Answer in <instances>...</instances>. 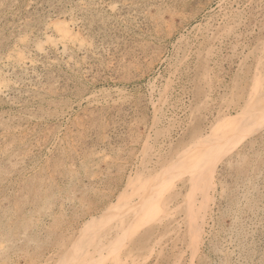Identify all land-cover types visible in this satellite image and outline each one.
Wrapping results in <instances>:
<instances>
[{"label":"rangeland","instance_id":"obj_1","mask_svg":"<svg viewBox=\"0 0 264 264\" xmlns=\"http://www.w3.org/2000/svg\"><path fill=\"white\" fill-rule=\"evenodd\" d=\"M263 48L264 0H0V264H41L151 143L166 156L210 115L235 116ZM262 130L219 166L195 264H264Z\"/></svg>","mask_w":264,"mask_h":264},{"label":"bare ground","instance_id":"obj_2","mask_svg":"<svg viewBox=\"0 0 264 264\" xmlns=\"http://www.w3.org/2000/svg\"><path fill=\"white\" fill-rule=\"evenodd\" d=\"M65 31L70 33L68 29H65ZM206 34L207 33L204 35ZM60 35H63V33L61 34L59 31V41H64V35L62 37ZM44 36H46V34ZM218 37L219 34H214V37L212 34L213 39L218 40ZM200 55L202 54L200 53ZM260 59L255 58L250 84L246 91L242 93L241 105L235 116H228L226 113L221 112V110L217 111L216 115H210L207 118L205 128L201 132L192 136L190 134L191 138L186 143L166 156L159 154L156 151L158 149L156 148L155 150L154 144L151 143L148 151L146 150V161H143L141 166L136 169L133 174L129 175L127 182L125 181L126 185L124 184V189L118 194L116 200L108 204L102 210L87 215V220L80 224L77 231L71 234L68 239L59 243L55 249L53 248L54 251L52 254L43 258L44 261L41 264H148L152 256L158 258L157 261L159 262L163 250L169 247L176 250V253H174L172 259H170V264H182L185 255L188 256V261L185 264H195L196 260H198L197 258L203 235L206 233L205 227L207 224V217L211 211V205H213V195L216 191V177L218 175L219 166L234 150H238L244 141H251L256 134L261 131L263 132L264 72L263 69H260L262 67L260 66ZM162 61L163 60H161V62ZM202 77L204 76L202 75ZM165 88H167V86ZM231 97H233V95ZM155 103L157 104L156 101ZM161 105L164 106L163 103ZM162 106L158 107L153 104L154 114L158 113ZM224 108L226 109V107ZM198 111H200V109ZM191 115L193 114L191 113ZM154 117L153 115L152 119H154ZM152 119L151 121L153 122ZM186 125L189 126L190 124ZM183 128H185V126ZM154 129L155 128L152 130ZM157 132L158 131L155 132L153 137H158ZM162 133L163 132L160 133L161 136L163 135ZM146 136H149V134ZM168 138L167 135H164V139L167 140L166 142H162L161 148L163 151L172 144L171 141H168ZM143 145L145 146V144ZM144 159L145 158H143V160ZM14 165L15 164H13V167ZM220 191L222 192V189ZM223 192H225V190ZM80 202L82 203V201ZM218 231L217 233H219ZM214 232H216V230ZM213 234L214 233H212V235ZM22 262L24 261L22 260Z\"/></svg>","mask_w":264,"mask_h":264}]
</instances>
